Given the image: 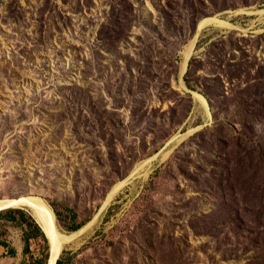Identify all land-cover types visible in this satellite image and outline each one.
Instances as JSON below:
<instances>
[{
	"label": "rangeland",
	"instance_id": "374dc122",
	"mask_svg": "<svg viewBox=\"0 0 264 264\" xmlns=\"http://www.w3.org/2000/svg\"><path fill=\"white\" fill-rule=\"evenodd\" d=\"M263 8L0 0V199L85 229L62 264H264ZM209 15L234 27L201 28L182 75ZM0 243V264H47L28 208L0 211Z\"/></svg>",
	"mask_w": 264,
	"mask_h": 264
},
{
	"label": "bare ground",
	"instance_id": "6f19581e",
	"mask_svg": "<svg viewBox=\"0 0 264 264\" xmlns=\"http://www.w3.org/2000/svg\"><path fill=\"white\" fill-rule=\"evenodd\" d=\"M256 13H264V8L263 9H258ZM213 25L217 27H222V28H232L234 27L228 20L227 18L221 17L219 15H209V17H205L200 20L198 26H197V31L190 42L187 50L185 51V60H184V65L182 69V75L185 73L188 65V61L190 57L193 54L196 40L198 38L199 32L201 28H204L206 26ZM180 84L186 89L187 87L185 86L184 82L182 79H180ZM193 95L198 98L206 107L207 104L205 102V99L199 95L196 92H193ZM156 157L153 156L152 159ZM161 157V156H160ZM152 159H149L147 162H150ZM155 161V160H154ZM142 166V165H141ZM139 166V167H141ZM139 167L136 168V170L132 173L135 174L138 172ZM128 179L116 184L109 194L107 195L101 210L104 209L109 202L114 198L116 192L128 181ZM28 208L31 210L32 214H34L35 218L37 219L38 223L40 224L43 232L45 233L46 237L49 240L50 243V251H51V257L49 256L47 264H55L57 261L62 248L72 242L76 237L81 235V233L85 230L84 228L79 230L78 232L72 234V235H65L59 232L55 225V220H54V215L51 210V208L37 195H27V196H20V197H12V198H2L0 199V210H6L9 208ZM97 216L94 217V220H96Z\"/></svg>",
	"mask_w": 264,
	"mask_h": 264
},
{
	"label": "trees",
	"instance_id": "16d2710c",
	"mask_svg": "<svg viewBox=\"0 0 264 264\" xmlns=\"http://www.w3.org/2000/svg\"><path fill=\"white\" fill-rule=\"evenodd\" d=\"M9 209H16V208H9ZM6 210H7V209H6ZM0 245H1V243H0ZM9 253H10V254L13 253V250H10ZM57 264H62V261H61V260H58V261H57Z\"/></svg>",
	"mask_w": 264,
	"mask_h": 264
},
{
	"label": "water",
	"instance_id": "95a60500",
	"mask_svg": "<svg viewBox=\"0 0 264 264\" xmlns=\"http://www.w3.org/2000/svg\"><path fill=\"white\" fill-rule=\"evenodd\" d=\"M0 211H3V210H0ZM51 251H49V256L51 257ZM61 254V253H60ZM59 257H60V255H59ZM59 257H58V259H59ZM58 259H57V261H58ZM57 261L55 262V264H57ZM48 263H49V261H48Z\"/></svg>",
	"mask_w": 264,
	"mask_h": 264
}]
</instances>
